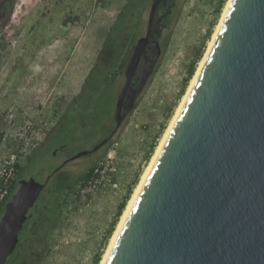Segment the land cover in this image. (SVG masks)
Returning a JSON list of instances; mask_svg holds the SVG:
<instances>
[{
  "label": "water",
  "instance_id": "95a60500",
  "mask_svg": "<svg viewBox=\"0 0 264 264\" xmlns=\"http://www.w3.org/2000/svg\"><path fill=\"white\" fill-rule=\"evenodd\" d=\"M164 1L152 0L127 64L115 129L91 152L117 132L154 69L161 53L154 23ZM49 179L21 180L6 204L0 264ZM105 264H264V0L230 1Z\"/></svg>",
  "mask_w": 264,
  "mask_h": 264
},
{
  "label": "rangeland",
  "instance_id": "374dc122",
  "mask_svg": "<svg viewBox=\"0 0 264 264\" xmlns=\"http://www.w3.org/2000/svg\"><path fill=\"white\" fill-rule=\"evenodd\" d=\"M220 1L177 0L168 19L169 27L159 35L160 56L133 109L101 153L93 158L94 163L112 159L116 167L112 178L117 187L107 185L83 196L82 183L77 185L66 198L55 226L41 227L46 242L40 244L43 233L31 229L35 235L30 245L32 257L25 256V264H92L99 253L102 261L120 221L106 240L118 205L130 187L134 193L207 52L229 0L224 1L217 14ZM144 2L145 13L137 39L145 35L152 0ZM125 3L126 0H110L104 5L96 0H14L11 12L0 20V131L4 134L0 171L11 163L16 179L14 165L18 163L25 168L24 179L31 177L41 182L40 167L47 166L48 161L50 167L63 160L57 155L44 160L36 169L26 168L27 157L46 141L48 134L55 132L60 116L77 99ZM130 36L127 32L121 38L116 56L119 64L107 67L114 94L112 111L103 112V126L94 131L95 135L77 137L63 157L86 151L115 129V103L124 86V72L135 45H131ZM192 65L194 74L184 95L179 96ZM99 66L103 69L102 63ZM78 101L82 102L78 105L80 109L91 102L83 97ZM91 124L87 123L85 128L78 124L76 132L83 133L93 127ZM152 145L154 150L145 162ZM90 162L82 158L70 160L66 166L80 174ZM2 182L0 177V188Z\"/></svg>",
  "mask_w": 264,
  "mask_h": 264
},
{
  "label": "trees",
  "instance_id": "16d2710c",
  "mask_svg": "<svg viewBox=\"0 0 264 264\" xmlns=\"http://www.w3.org/2000/svg\"><path fill=\"white\" fill-rule=\"evenodd\" d=\"M99 4L104 5L106 2L110 0H96ZM225 0H221L218 8L217 14L220 13L222 5L224 4ZM177 0H168L166 10L161 11L158 10L156 15L155 21L159 22V17H165V12L169 15L173 12L176 6ZM165 4V3H164ZM145 2L144 0H126V3L123 5L121 10L117 13L115 21L113 22L112 26L110 27L109 32L106 35V38L103 42V48L98 55V61L94 65V67L90 70L87 77L84 79L82 85V93L84 92L88 96H96L95 100L93 101V107L97 109L99 112L103 110L105 111H112L113 103H114V94L111 91L112 84L108 82V70L107 67H114L119 64V60L116 59L118 54V49L121 46V38L127 32L131 33L130 42L131 45L136 43L137 37L140 31V25L145 13ZM159 16V17H157ZM167 18L165 19L164 23L160 25L159 23L156 25L158 30V36L160 35L161 30L166 29L169 27L166 22ZM163 26V27H162ZM159 38V37H158ZM159 40V39H158ZM99 63V64H98ZM100 63L103 64V69L99 66ZM195 67L192 65L188 70V74L185 78V81L182 85L181 90L179 91V96L184 95L186 86L189 80L192 78L194 74ZM103 86V89L100 88ZM81 93V94H82ZM64 122L61 124L60 131L53 135L47 137V144L44 145L43 148H40L39 151H35L32 155L27 157L28 165L26 168L30 167L32 169H36L37 165L42 163L44 160L49 159L50 153L58 147H61L65 144H68L70 140L67 137V130L70 124L72 123L73 119L68 114H62ZM3 132L0 131V144L3 140ZM154 146L152 145L146 158L145 162L148 161L152 151L154 150ZM107 149L104 152L106 156ZM98 162L94 163L87 171L80 174L77 177H74L70 172L57 170L58 166H47L40 167V174L42 175V181L46 180L48 176L51 175L49 183L45 186L44 191L48 193L44 199L41 197L38 199L34 207L29 211V217L27 218L25 224L23 225L22 230L19 232V240L16 246V249L12 255H10L5 264H25L26 257H32L30 255L31 252V244L34 240V234L31 229L35 232V229H39L38 233H43L42 226H47L48 228H52L55 226L56 221L58 220L59 216L62 215V210L66 205L67 197L74 188L87 181L94 170L95 165ZM16 169V179L11 181L10 186L8 188L7 193L4 196V199L0 206V220L4 214V209L6 204L11 200V198L16 193L17 189L19 188V182L24 180L23 171L25 170L20 164L16 163L14 165ZM56 170V172H55ZM138 179V178H137ZM136 179V180H137ZM136 182V181H135ZM52 195L51 201L49 205L46 206L48 203V196ZM132 195V188L130 187L121 203L118 205L115 213V218L112 223L110 230L108 231L106 240L112 235L114 227L120 219L128 200ZM40 222H43L41 224ZM26 225H30L31 228L28 230ZM38 225H41L39 228ZM33 227V228H32ZM36 234V233H35ZM42 239V240H41ZM46 242V236L43 233V236H40V244ZM44 249V247H42ZM26 256V257H25ZM25 257V258H24ZM101 261L100 253L96 255L95 259L93 260L92 264H99ZM27 263V262H26Z\"/></svg>",
  "mask_w": 264,
  "mask_h": 264
},
{
  "label": "flooded vegetation",
  "instance_id": "af4514ba",
  "mask_svg": "<svg viewBox=\"0 0 264 264\" xmlns=\"http://www.w3.org/2000/svg\"><path fill=\"white\" fill-rule=\"evenodd\" d=\"M167 1L168 0H165L161 5L160 7L158 8L161 9V11H164L166 10L165 8H168L167 6ZM13 2L14 0H0V20L4 17L6 18L8 15L9 12H11V9H12V5H13ZM165 3V4H164ZM158 13V11H157ZM157 15V14H156ZM171 14L169 15L167 12H165V17L167 18L166 22H168V19L170 18ZM159 17V16H157ZM163 20V17H159L160 21L159 22H156L154 23V32H155V35L156 37H159L158 36V30L156 28V25L159 23L160 25H162V23H164L165 19ZM168 24V23H167ZM163 27V26H162ZM160 31H162L160 29ZM159 39V38H158ZM138 41V39H137ZM136 41V43H137ZM135 43V45H136ZM134 45V47H135ZM152 45L150 46V48L148 49L147 51V55H151L152 53ZM133 51H134V48H133ZM132 51V53H133ZM132 55V54H131ZM131 58V57H130ZM125 73V72H124ZM101 90L103 89V86L100 88ZM82 88L78 94V97L77 99H75L73 101V103L71 104V106L65 110L62 114H68L70 117H72L73 121L72 123L70 124V126L68 127V130H67V137L68 139L70 140V142L68 144H65L61 147H58L56 148L55 150H53L51 153H50V156L48 157L49 159L51 157H56L57 155L60 156L63 160L61 162H57V164H52V166H58V170H63V171H67V172H70L74 177H77L79 176L80 174L84 173L85 171H87L93 164H94V161L93 158L101 153V151L103 150V146H101L98 150H96L95 152H91L93 148H95L96 146H98L102 141H103V138L95 145L93 146H90L86 151H82V152H89L87 155L85 156H81L80 158H77V159H73L74 156H71V157H63L62 154L64 153V151H66V149L72 144V141H75V139H78V138H83L85 136H87V134H93L94 131H97L98 129H100L101 126H103V110L101 112H99L97 109H95L93 107V101L95 100L96 96H88L87 94H85L84 92L82 93ZM87 98V99H90L91 102L89 104L88 107H84V108H79L78 105L81 104L82 102L81 101H78L79 99L81 98ZM78 101V102H77ZM78 107V108H77ZM62 122H64V119L62 117V115L60 116L58 122H57V127H56V130L54 133H50L46 136V141L41 143L38 147V149H36L35 151H39L40 148H43L45 144H47V137L48 136H53L55 134H57L59 131H60V128H61V124ZM90 124L92 123L91 125L93 127H90L88 130H85L83 133H77V127L79 126L78 124H82L83 128H85V125L86 124ZM77 133V134H76ZM75 134V135H73ZM95 135V133L93 134ZM110 136V135H109ZM78 137V138H77ZM108 138V137H107ZM108 143V142H107ZM34 151V152H35ZM81 153V152H79ZM84 159L86 158L87 161H91L90 163L87 164L86 168H85V171L81 172L80 174H77L75 170H72V169H69L68 166H66V164L70 161V160H73V161H77V160H80V159ZM48 159V160H49ZM87 163V162H86ZM84 163V165L86 164ZM50 165L51 162L48 161L46 163V165ZM82 165V166H84ZM31 178V177H30ZM50 178H51V175H50ZM50 181V179H49ZM48 181V183H49ZM40 182V181H38ZM45 182V181H44ZM40 183H43V182H40ZM47 183V184H48ZM46 184V185H47ZM45 189V188H44ZM43 189V191L41 192V194L39 195V198L41 197V199L44 197H46L48 195L47 192H45ZM38 198V199H39ZM47 198V197H46ZM51 198H52V195L48 196V203L46 205H49L50 201H51ZM38 201V200H37Z\"/></svg>",
  "mask_w": 264,
  "mask_h": 264
},
{
  "label": "bare ground",
  "instance_id": "6f19581e",
  "mask_svg": "<svg viewBox=\"0 0 264 264\" xmlns=\"http://www.w3.org/2000/svg\"><path fill=\"white\" fill-rule=\"evenodd\" d=\"M230 1L231 0L228 1L227 5H226V7L224 9V12H223L222 17L220 19V22H219V24H218V26H217V28L215 30V33H214V35L212 37L211 42L209 43L207 52L205 53V56H204L203 60L201 61L200 65H199V68H198L195 76L193 77V80L191 81V84H190V86H189V88L187 90V93L185 94L181 104L179 105L178 109L176 110V113H175L174 117L172 118V120L170 122V125H169L168 129L166 130V132H165V134H164V136H163L158 148L156 149V151H155V153H154V155H153V157L151 159L150 164L147 166L145 172L141 176L140 182L138 183L134 193L131 196V199L128 201V204H127L123 214L120 217V221H119V223L117 225V228H116V230L114 232V235L111 238V242H110V244H109V246H108V248L106 250V253L103 256V259L100 262V264H105L109 254H110V251H111V249H112V247H113V245H114V243H115V241H116V239H117V237L119 235V232H120L121 228L123 227V225H124V223H125V221L127 219V216H128V214H129V212H130V210H131V208H132V206H133V204H134V202L136 200V197H137L140 189L142 188V186H143V184H144V182H145V180H146V178H147V176H148V174H149L154 162L156 161V159H157V157H158V155H159V153H160V151H161V149H162V147H163V145H164V143H165V141H166V139H167V137H168V135H169V133H170V131H171V129H172V127H173V125H174V123H175V121H176V119H177V117H178V115H179V113H180V111H181V109H182V107H183V105H184V103H185V101H186V99H187V97H188V95H189L194 83H195V81H196V79H197V76H198V74H199V72H200V70H201V68L203 66V63H204V61H205V59H206V57L208 55V52H209V50H210V48H211V46L213 44V41L215 40V37H216V35H217L218 31H219V28H220V26L222 24V21H223V19L225 17V14H226V11L228 9Z\"/></svg>",
  "mask_w": 264,
  "mask_h": 264
},
{
  "label": "built area",
  "instance_id": "2783aa9c",
  "mask_svg": "<svg viewBox=\"0 0 264 264\" xmlns=\"http://www.w3.org/2000/svg\"><path fill=\"white\" fill-rule=\"evenodd\" d=\"M110 158V157H109ZM15 170L12 168V164L8 163L2 171H0V177L2 178V185L0 188V206L4 199L5 194L8 191L11 181L14 180ZM116 172V167L110 158L107 161L98 162L93 170L91 177L82 183L80 193L83 196H87L90 193H95L99 189L111 186L117 187V183L113 180L112 175Z\"/></svg>",
  "mask_w": 264,
  "mask_h": 264
}]
</instances>
